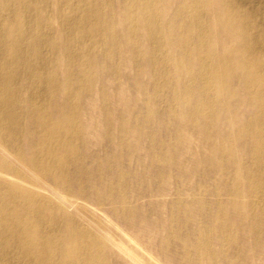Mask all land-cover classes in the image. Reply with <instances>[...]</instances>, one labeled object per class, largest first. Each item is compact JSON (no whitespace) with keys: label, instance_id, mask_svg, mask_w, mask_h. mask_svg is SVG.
<instances>
[{"label":"bare ground","instance_id":"bare-ground-1","mask_svg":"<svg viewBox=\"0 0 264 264\" xmlns=\"http://www.w3.org/2000/svg\"><path fill=\"white\" fill-rule=\"evenodd\" d=\"M255 255L264 0H0V264Z\"/></svg>","mask_w":264,"mask_h":264},{"label":"rangeland","instance_id":"rangeland-1","mask_svg":"<svg viewBox=\"0 0 264 264\" xmlns=\"http://www.w3.org/2000/svg\"><path fill=\"white\" fill-rule=\"evenodd\" d=\"M128 88H129V90H131V86L130 85H128ZM127 96L128 97H131V91H129L128 92V94H127ZM132 102V106H134V107H136V109H138V110H141V108L142 107H144V102H143V100H140V102L138 103V104H136L135 103V101H131ZM162 117H159V119H161ZM31 140H33V139H31ZM153 144H156V143H152V145ZM125 167H128L131 171H133V172H135V171H137V170H141V173H142V168H141V166H140V164L137 162V160H133V161H131V163H127L126 164V166ZM154 169H155V167H153ZM156 170V169H155ZM206 170H207V168L206 169H204V170H202L198 175H196V176H198L199 178H197L196 179V182L197 183H201V182H203L204 180H207V181H210V182H204V183H202V184H196L195 186L197 187L198 185H201L202 186V188H203V190H204V192L208 189V188H210V187H212V177L209 175V174H206ZM113 171V169L111 168V169H108V170H106V174L107 173H109V172H112ZM176 174V173H175ZM173 175V179L176 181V183H179V182H188V183H194V181H195V177H193V178H189V179H183V180H177L176 179V175ZM72 175H73V177L72 178H74V177H76V174H75V170H72ZM142 177L141 176H139V179H141ZM133 183H137L136 181H133ZM153 185L152 186H149V187H145V186H141V185H138V184H136V185H134L135 186V188H144V189H148V188H152V189H156L157 188V183H152ZM178 186H179V188L182 186V184H178ZM243 187H244V185H243ZM225 199H227V197H224ZM248 200V198H245L243 201H247ZM166 211V210H165ZM167 212V211H166ZM248 225L247 224H245V225H243L242 226V228H246ZM184 234H186V231L185 232H183V235ZM184 236H186V235H184ZM240 242H243V240L241 239V241ZM245 244V246L247 247V249H249V248H251L252 246H254V242H253V240L252 239H247L246 240V243H244ZM259 255V254H258ZM258 255H255L254 257H252L250 260H249V262H252V264H264V255H262V256H258Z\"/></svg>","mask_w":264,"mask_h":264}]
</instances>
